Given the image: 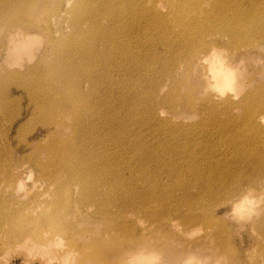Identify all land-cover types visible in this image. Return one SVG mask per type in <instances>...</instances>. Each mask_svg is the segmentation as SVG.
<instances>
[{
    "label": "rangeland",
    "instance_id": "rangeland-1",
    "mask_svg": "<svg viewBox=\"0 0 264 264\" xmlns=\"http://www.w3.org/2000/svg\"><path fill=\"white\" fill-rule=\"evenodd\" d=\"M124 1L118 0L119 5L126 7ZM150 1L156 15L166 19L162 34L150 37L145 17L139 21L140 33L132 28L133 15L125 13L123 29L131 32L130 42L120 48L122 40L119 45L112 42L109 52L104 53L112 63L111 70L98 65L90 74L72 64L79 51L76 46L96 45L93 53L97 62L103 56L102 47L96 43L92 25L79 21V13H72L76 0H36L30 7L14 4L12 7L22 12L14 26L7 21L13 10L5 3L0 18V91L21 86L23 80L16 78L32 75L46 96L57 98L56 110L53 105L48 118L50 121L56 115L58 120L56 126L42 127L37 118H30L28 98L14 91L7 118L0 116L4 124L18 117L11 137L18 131L20 139L16 137L10 147L18 145L19 140L20 147L27 144L17 153L18 158L27 159L32 151L71 135L82 145V132H76L78 122L84 130L83 139L87 137L85 130H91V120L85 116L88 114L79 118L77 112L90 106L93 113L95 108L97 117L93 121L99 129L89 135L96 132L105 138L113 166L103 169L90 165L91 169L105 171L90 181L88 193L96 192L103 200L121 197L123 210L118 213V207L111 205L108 222L99 221L94 207H81L74 216V201L81 198L76 185H80L68 183L63 175L47 185L33 170L29 180L27 172L23 175L26 193L25 188L6 182L7 192H0V224L7 226L6 212L36 208L54 215L62 209L67 214L64 222L74 224L70 233H75L73 229L97 228L96 232L109 230L116 238L111 243V237L105 240L95 235L91 238L93 245L116 248V244L138 243L146 249L156 245L160 261L168 264H174L181 254L208 257L205 262L210 264L215 258L212 247L218 244L223 264H264V170L256 173L264 166V39L241 42L230 50L227 38L218 41L221 61L234 67L235 76L233 86L218 89L207 70L208 62L202 60L204 56L191 60L189 51L209 42L207 37L200 39L203 32L231 18L239 0H205L201 11H209L213 5L214 11L220 4L223 8L234 5L227 16L217 13L211 20L196 19L197 11L179 8L178 0ZM242 21L252 22L249 11L242 14ZM99 25L109 27V22L101 20ZM24 39L29 40L28 47L19 46ZM50 68L60 85L44 77L45 69ZM13 74L20 75L10 76ZM251 111L259 116L255 123L261 134L248 127L246 118ZM119 138L123 150L117 152L115 141ZM250 163L260 166L253 171ZM118 167L121 170L117 171ZM250 181H255L256 189L246 207L235 211V190L242 185L245 193V184ZM42 196L55 205L46 208ZM21 220L16 224L19 229ZM118 225L121 234L114 230ZM8 235L0 230L1 264H42L10 246L15 240Z\"/></svg>",
    "mask_w": 264,
    "mask_h": 264
},
{
    "label": "bare ground",
    "instance_id": "bare-ground-1",
    "mask_svg": "<svg viewBox=\"0 0 264 264\" xmlns=\"http://www.w3.org/2000/svg\"><path fill=\"white\" fill-rule=\"evenodd\" d=\"M35 1L36 0H0V18L3 17L4 7H7L5 3H8L9 9L13 10V15L10 16L7 21L9 26H14L17 24V21H19L17 18L22 16V12H20L18 8L12 7V5L20 3L26 7H30L34 5ZM150 2V0H125L124 4L126 7H122L119 5L118 0L116 2L115 0H76L74 6L71 8V11H74L72 13H79L77 15L79 21H87L92 25L93 34H95L97 38L96 43L102 47L103 56L100 58L99 62H97L96 56L93 53L96 45L93 47L76 46L79 48V51L77 53L76 60H74L72 64H75L77 67H82L81 71L86 72L87 74H90V72L98 65H101V67L104 68L108 66L106 70L109 72L112 68V63H110L109 58H105V51H108V49L111 48L112 42L116 41L117 45H119L122 40L123 44L121 43L118 46L120 48V46L126 45L131 40L128 38L129 35H131V32H126L123 29L125 13H131L133 15L134 25L132 28L137 29L140 33L142 29L139 25V21L145 17V21L148 24L147 32L150 34V37L157 38L159 32L162 34L163 26L166 25L167 22L165 18L156 15L155 7L153 5L149 6ZM178 3L179 8H188L189 11L196 10V19L198 20H201L202 18L211 20L213 15L217 13L227 16L234 9V5L223 8V5L220 4L216 11H214L216 7L214 5L209 11H201L200 7H202L205 3V0H193L192 3H188L187 0H178ZM92 5H94L93 9L91 8ZM236 5H238V7L235 14L231 18L225 19L218 23L217 26L208 28L203 32L200 39L205 40L207 37L209 42L204 43V45L200 48L194 47L189 51L191 60L198 58L199 55L204 56L202 57V60L204 62H208L207 70L209 75H211L210 78L214 80V85H216L218 89L221 87L233 86L235 82L233 72L234 67L231 66V64L221 61V52L217 50L218 41L227 38V49L230 50V48L238 47L241 42L250 44V42L254 39H264V0H239L236 2ZM148 8L150 9L148 10ZM245 11H249L252 18L251 23L242 21V14ZM78 19L76 18V20ZM101 20L109 22V27L102 28L99 25ZM116 27H121V31H115ZM130 29L131 27L129 26V30ZM133 38H137V35L134 34ZM183 41L184 40L181 42ZM29 45L30 42L28 39H24L19 42V46L21 47H28ZM108 52L106 53L107 57ZM69 59H71V57L68 58V60ZM19 75L20 74H13L10 76ZM26 76L16 78L22 79L23 85H16L15 88L7 86L4 89H1L0 116H3L5 119L7 118L8 109L11 107L10 103L14 100L10 99L12 94L16 91H21V93L24 94L30 102V118H37V121L42 123V127L56 126L58 122V120H55L56 115L50 121L48 116H50V111L52 106L55 105L57 98L54 96V98L51 99L46 96L40 87L41 84L34 83L36 80L32 77V75ZM44 77L46 79L49 78L50 80H55L60 85V82L55 78L52 68L45 69ZM44 86L45 85H43V87ZM27 87L30 90H27ZM53 95L57 94L53 93ZM69 103L74 105L73 102ZM90 108L91 107L88 106L82 112H77V116L79 118L83 114H88L85 116H89L91 120V130H85L87 137L83 139L81 138L84 135V130L81 126V122H78L76 132H82L80 138L82 145L74 142L71 135L67 140L61 142L51 141L44 148L32 151L27 159L24 156L20 158L17 157V153L20 152L21 149H26L28 147L27 144L20 147L19 145L21 143L19 140L17 143L18 145L10 147L11 142L14 139L16 140V137L20 135L17 131V134L14 137H11L13 125L17 121L18 117L12 118L11 116L12 119L8 120L7 123H0V192L5 194L7 192L6 182H11L13 185L17 184L20 189L25 188L24 193H26V185L23 180V175L27 172L28 175L26 179L29 180L33 175V170H37L40 173L39 178L46 180L45 182L48 183L47 185L52 183L54 179L56 180L59 175L66 176L68 183L75 182L80 185L76 186L80 190L81 198L79 201L81 203H78L79 201L77 200L74 201V207L76 208L74 216H78L80 212L79 210L82 209L81 207H94L95 215L100 218L99 221L108 222V219L111 217V212L108 208L111 205L117 206L119 211L118 213L122 214L123 199L121 197L114 198L111 196L103 200L101 199V195L96 192L88 193L90 181L94 180V178L98 175L101 176L105 171L100 169H91L90 165L101 167L103 169L111 168L113 166V161L109 157L106 149L108 144L105 138L97 136L95 134L96 132L89 135L90 131H95V128L96 131L99 129L98 125H95L93 121L94 118L97 117L95 108L93 109V113L90 112ZM54 110H56V105L54 106ZM256 118H259V116L254 111H251L250 115L248 113L246 118L247 124L248 127L255 133H260V128L257 123H255ZM26 125H29V123ZM18 139H20V136ZM115 146L119 147L117 148V152L123 150L122 138L115 141ZM43 153L46 155L44 156V159H41L43 157ZM100 153L103 155H99ZM254 157L258 159L257 156L254 155ZM15 158L17 159L16 161ZM26 162H29V164ZM252 163L250 164L252 165L253 171L260 166ZM24 165H27V168H25ZM120 168L121 167H118L116 170L119 171L121 170ZM27 169L30 170L27 171ZM261 170H264V166L257 168L256 173ZM2 176L4 177L1 178ZM254 183L255 181H250L245 184L247 185L246 190L244 191L245 193L242 192L241 188H244L242 185L237 186L234 195L236 198L235 202L237 201L235 211L246 207V204L249 202V196L253 194L256 189ZM42 197L46 199V197ZM50 202L51 201L46 199V208L47 206L51 207L52 204L53 206L55 205ZM59 207L61 208L62 206ZM18 213H23V215H17ZM66 215V213H62V209H60L58 213H54V215H48L43 210L36 208L28 212L16 210L6 212L4 220L7 223V226L0 224V230L2 234H9L8 236H12L15 240L12 241L13 243L10 244V246L20 248L25 252L29 259H39L42 264H123L126 262L128 264H168L165 261H160V254L158 255L157 253L158 249L156 245L149 249L141 247L138 243H135L134 245L116 244V248L115 246L108 247V245L104 246L101 244L93 245L91 244V238L95 235H100L103 239H105V237H111V240H109L111 243L116 241V238L113 234L109 233V230L104 231V234H101L99 230L96 232L95 229L97 228L92 230L84 229L80 231H74L73 229L72 232L75 233H70L74 224H66L64 222ZM19 218H22L21 229L17 228L16 225ZM54 219L57 220L54 221ZM114 230L115 232H119V234L123 231L119 225L116 226ZM102 242L104 243L105 241L102 240ZM212 248L214 249L212 254L215 258L213 257L214 260L210 264H223V256L220 254L221 252H218L221 250L220 245L215 244ZM105 255L110 256L112 259L109 260L105 257ZM181 255L182 257H180L174 264H207L205 261L208 257H204V259H197L192 255Z\"/></svg>",
    "mask_w": 264,
    "mask_h": 264
}]
</instances>
